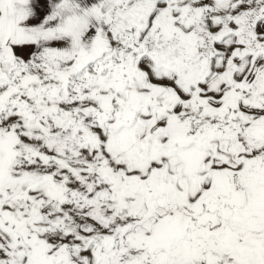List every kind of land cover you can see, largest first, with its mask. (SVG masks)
<instances>
[{
	"label": "snow or ice",
	"instance_id": "snow-or-ice-1",
	"mask_svg": "<svg viewBox=\"0 0 264 264\" xmlns=\"http://www.w3.org/2000/svg\"><path fill=\"white\" fill-rule=\"evenodd\" d=\"M0 264H264V0H0Z\"/></svg>",
	"mask_w": 264,
	"mask_h": 264
}]
</instances>
